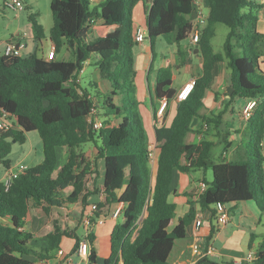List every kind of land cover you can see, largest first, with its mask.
<instances>
[{
  "label": "trees",
  "instance_id": "1",
  "mask_svg": "<svg viewBox=\"0 0 264 264\" xmlns=\"http://www.w3.org/2000/svg\"><path fill=\"white\" fill-rule=\"evenodd\" d=\"M139 1L51 0L54 22L50 39L56 52L67 45L73 59L47 60L37 52L0 56V118L5 116L13 123L0 129V164L10 168L13 143H25L30 132L39 133L43 147L41 163L21 171L9 187L0 182V264H37L36 259H53L65 236L76 240L72 252L78 249L80 236L55 224L47 235L48 246L35 250L33 234L24 226L31 209L49 215L53 209L78 202L88 205V196L97 190L89 188L88 180H96L99 172L83 148L86 143L95 145L96 159L102 158L105 164V199L96 204L95 214L105 215L111 206L120 205L119 221L108 236L109 254L104 264H171L175 243L186 236L197 207L212 213L208 242L219 225L218 204L227 206L231 214L240 203L253 201L264 214V33L258 29L260 1L205 0L207 23L196 45L202 70L187 98L178 100L171 124L155 127L159 155L154 178L136 94L134 47L138 42L133 14ZM195 1H152L146 25L153 54L158 37L172 35L178 45L189 37L193 26L189 16ZM29 18L36 38L43 39V25L33 15ZM218 23L228 27L222 52L212 44ZM92 56L100 78L110 83L106 92L91 82L96 90L93 94L79 81ZM186 60L187 53L180 48L178 64L157 69L156 98L170 102L176 97L173 70ZM222 66L229 70V90L223 106L204 115L206 98ZM252 99L256 104L246 121L247 139L241 143L242 152L238 148L233 158L216 160V144H223L224 154L234 144L227 113L234 114L240 101ZM198 118L203 123L198 130L202 137L198 142H188ZM97 121L101 122L99 129L93 126ZM59 147L66 148L68 158L56 172ZM209 169L212 180L204 181L206 188L198 200H190V210L170 231L176 212V204L169 200L174 171ZM88 239L91 244L94 236L89 234ZM252 244L253 240L250 248ZM88 262L96 263L92 247ZM196 264H264V237L252 261L217 262L203 256Z\"/></svg>",
  "mask_w": 264,
  "mask_h": 264
},
{
  "label": "crops",
  "instance_id": "2",
  "mask_svg": "<svg viewBox=\"0 0 264 264\" xmlns=\"http://www.w3.org/2000/svg\"><path fill=\"white\" fill-rule=\"evenodd\" d=\"M152 1L153 0H141L136 5L133 16H135L137 8H140L145 13V16H146L145 23L137 24L136 21L139 19V16L138 14H136L135 16L136 19H134V21L136 20L135 21L136 29L138 27H143L147 31L146 20H147V14L152 5ZM259 1L261 3V7L258 9V15H259L258 29L264 33V0H259ZM198 2L204 9V5L202 4L201 0H198ZM3 6L7 7L5 4V0L3 2ZM22 11H16V17L19 18V28L17 29V32L13 35L11 40H9L7 43H14L15 45H18V43L20 42L25 43V46L22 49H20V56H28L29 54L33 52H37L39 56L46 58L48 52L54 46V42L50 39V31H49V34H46L45 29H44L45 37L41 40H38L36 38V32H34V26H33V31L31 32L28 31V28L27 30L22 28L23 23H24L23 17H22ZM208 12H209V9H208ZM208 12L206 14H208ZM189 17L192 21H195V13H192ZM147 36H148V31H147ZM187 39H188V42L184 45V47H182L181 44L178 45L177 43H174L173 38L171 37L172 46L176 47L178 62H179V49L181 48L187 53V60L184 66H187L186 70L189 73H191L192 75L195 74L198 76L202 70V61H201V58L197 55L196 45L191 44L189 37ZM146 40H147V37L143 42H138L137 45L144 46ZM261 45L264 47V41L261 43ZM191 49H193V53L190 52ZM2 55L3 54H0V56ZM152 55L153 57H155V60L153 62V65L150 66V72L153 71L152 73H154L155 75V82H154V87H155L157 69L164 65H175V64H171L168 61L163 60L162 55L158 54V52L156 51H155V54H153V51H152ZM159 56H160V63H157L156 61ZM195 56L197 57L199 64L195 63ZM71 57H72V54L70 50L68 49L67 45H61L57 49L56 56H55L56 59L72 60L73 58ZM181 67L182 66H180V68ZM262 67L264 68V58L262 61ZM223 68L224 66H222V69H221V72H220V75H219V78L216 84L214 85L213 89L209 92V95L206 98V101H205L206 108L202 112L204 115L208 114L210 111H216L223 106V101L225 100V97H226L225 94L223 96L220 95V92L226 89L225 84L221 82ZM84 69H85V66H84ZM150 72L147 73L148 74L147 76L148 93L146 89L144 88V85H141V83L137 85V78H138V75L140 74V72L138 71H137V76H136V85L141 87L142 90H144L142 92V97H140V98H144V100H141L140 98L138 99L140 100L139 110H140V107L142 109V104H145V110L140 111L141 115L143 119L147 118L151 122L150 124L153 127L152 129H153L154 135L152 137H149V145H150V149H152L154 153V158L151 160V164L153 165L152 175L154 178L156 171H157V159L159 155V149L157 148L158 143L155 138V127L156 126L159 127L162 125L168 126L171 124L176 114V111H177L178 93L184 87V85L189 81L185 82L184 84H181L180 87L179 86L176 87L174 86V78H173L172 86L176 90V97L170 102H167L166 100H160L156 98L155 93H154V87L152 90V87L149 81V76L151 75ZM174 72H175V68L173 70V73ZM227 73H228V80H229V70L227 71ZM98 77L100 78L99 71H98ZM79 81L81 83V73L79 75ZM93 82L98 83L99 81L95 80ZM89 83H91V81ZM228 86H229V83H228ZM107 90H108V87H107ZM224 91H228V89ZM245 104H246V101H240L237 104V107L243 108ZM155 115L157 116V120L155 119ZM201 123L202 121L200 118L194 120L193 122L194 130L193 132H190L188 134L187 136L188 142H198L201 139L202 136L201 134L198 133V130L201 127L200 126ZM246 124L247 123L245 122V124L242 126L241 122H237V121L230 122L229 125H230L231 133H232L231 137L234 141V144H233V147L227 151L228 154L226 155V158L228 159L233 158V155L238 148L239 149L237 151L239 152L241 151V143L243 142V140L247 139ZM241 127H242L241 131H236V130H239V128ZM39 136L36 135V133L34 132L28 133V138L26 142H30V148L28 150H24L21 157H19V155L12 156L10 154L9 155V158L11 160L10 168H5L0 164V182H2L3 179L5 178V174L7 172L6 170L10 169L12 171H16L20 164H24L30 167L33 165H31L29 162L31 163L35 162L36 164H39L43 161V154L41 155L39 152V149L43 152L42 140ZM13 144H15V142ZM13 147L14 145H12V150H13ZM84 149H86L85 151L88 154L89 159L95 163L94 164L95 170H98L99 172L96 180H93V177H90L88 180L89 188L92 189V191L97 189L96 192L88 196L87 198L88 205L83 206L81 202H78L69 207L53 209L49 215L45 214L41 209H31L28 216L26 217L24 230L29 231L33 234L32 245L35 250H39L41 248L48 246L47 235L49 232L53 230L54 228L53 225L55 221H58L59 225L63 229L68 228L74 231L78 236H80L81 239H84L86 236V232H87L85 219L86 217L90 216L91 224L88 228V232L89 234H92L94 236V240L90 244V247H92L96 252V263L95 264H104V259L109 254V246L107 242L108 236L112 233L115 225L117 224L120 218V214L115 217L114 212L118 209L120 210V205L111 206L109 210L107 211L108 213L105 215L97 216L95 214V212L97 211V208L92 209V206L94 204L95 205L97 204V203H92L93 201H95L94 200L95 197H98L97 201H101V202L104 201L105 199L104 192H103L105 164L102 158L96 159L98 152H97L95 145L91 144L87 148H84ZM263 150H264V141H263ZM57 152L59 156V161H58V168L56 172H58L59 168H61V166L67 161V158H68V153L66 151V148L59 147L57 149ZM27 159H30V160L27 162ZM101 162L103 165H101ZM204 181H207V180L205 178V172L202 170L193 171L191 173H184L178 170L174 171L172 186H171V194H170L169 200L176 204V212H175V217L172 219L170 226H169L170 231L173 230L174 227L178 224L180 218L185 216L186 213L190 210V207H191L190 200H193V201L198 200V197L201 193L200 184L205 183ZM69 191H71V188ZM238 208L239 209L237 210L238 215L236 217V220H234L231 214L229 213L230 214L229 222L225 225H222L219 223L214 237L208 242L207 240H208V236L211 230L212 213L209 210L201 211L197 207L195 219L193 220V222H191L187 226L186 236L182 239L177 240L175 243V246L170 255V263L171 264H196L198 259L201 258L200 256L195 254L196 244L199 245L200 247L199 249L203 253H206V250L208 247L210 246L214 247L215 254H207V255L205 254V255L209 257L210 259L217 261V262L234 261L236 263H241V262L248 261L249 252L253 251L256 253L257 246H259L260 244L258 243L257 245L255 242V239L257 237H260L263 234L262 230L261 229L259 230V225L262 223V220L264 219V214H262L258 210L257 206L255 207V205L250 204V203H246L245 205H241L240 207L238 206ZM54 210H57L56 213L54 212ZM199 218L202 219V225L198 228L196 225V221ZM256 220H260L258 224L255 223ZM231 225L234 228L230 227ZM78 230H82L81 235H79ZM225 236L227 237L225 238ZM67 239L71 240L70 247L68 245L66 247L65 240ZM233 240L238 241V245L235 248L231 247V243ZM252 240H253V244H252V248H250L249 244ZM219 241L222 243V245L219 243ZM75 242L76 240L73 237H67V236L63 237L62 242H61V250L56 252V256L53 259L46 260L48 264H65V259L67 257H71L74 261V264H89L88 259L83 258L80 255H78V253L76 252L77 250L75 252H72ZM216 244H218L219 246H217ZM32 257H35V255H32ZM36 261H37V264H42L43 260L36 259Z\"/></svg>",
  "mask_w": 264,
  "mask_h": 264
},
{
  "label": "rangeland",
  "instance_id": "3",
  "mask_svg": "<svg viewBox=\"0 0 264 264\" xmlns=\"http://www.w3.org/2000/svg\"><path fill=\"white\" fill-rule=\"evenodd\" d=\"M22 1L25 5L24 10L22 11V17H23V21H24L22 28L26 29V30L28 28V31H30V32L33 31V23L29 19V16L33 15L34 18L37 20V22L43 25L46 34H49V31H50L51 27L53 26V22H54L52 11H51V0H22ZM3 2H4V0H0V54H3L2 56L5 55V48H6V45L8 44L7 42L9 40H11V38L13 37V35L17 32V29L19 28V18L16 17V11L17 10L4 7ZM201 2L204 5V12L207 13L208 12V6L205 3V0H201ZM136 14H138V16H139V19L137 21L135 20L136 23L137 24L145 23V17L146 16H145V13L140 8H137L135 16H136ZM135 16H133V19H136ZM34 32H35V30H34ZM227 32H228V27L226 25L221 24V23H218L216 25V35L212 39V44H213L214 49L216 51H220V52L223 51V44L226 40ZM171 37H172V35H164V36L156 38V40L154 42L155 51L158 52V54L162 55L163 60L168 61L171 64H178L179 62H178V58H177L176 47L172 46ZM187 42H188V39L182 40L181 46L184 47V45ZM23 53H24V51H23ZM134 55H135V68L138 72H140V74L138 75V78H137V85H139L140 83H141V85H144V88L146 89V91L148 93V87H147V76H148V74L147 73L150 72V66H151V62L153 60V55H152V50H151V42L148 38H147L144 46L136 45L134 47ZM71 58H73V56ZM94 61H95V56H92L91 59L89 60V62L86 63L85 69L81 72V86L84 88H88V90L93 94L96 93V90H95L94 86L90 85V83H89L90 81L91 82H93L95 80L99 81L98 86L101 89V91H103V92L107 91V87H108V89L110 87L109 81L100 79L98 77V69H97L96 65L94 64ZM156 62L160 63V56L157 58ZM195 63L199 64L196 56H195ZM178 67H180V66H178ZM178 67L177 66L175 67V72H174V86H176V87H178V86L180 87L181 84H184L185 82L190 81L192 78L194 79L195 76H197L195 74L192 75L191 73H189L186 70L187 66L183 65L180 69ZM222 71H223V74L221 76V82H223L225 84V88L229 90V86H228L229 80H228V73H227L228 70H227L226 66H224ZM152 72L153 71L150 72L151 75L149 76V81H150V85H151L152 90H153L154 82H155V75ZM226 89H224V90H226ZM224 90H222L220 92L221 96H223L224 94L225 95L227 94L228 91H224ZM143 91L144 90H142L141 87H139V86L136 87V94H137L138 99L140 97H142ZM140 99L144 100V98H140ZM236 107H237V105H236ZM237 109L238 110H236V112L234 114L227 113L226 116L228 117L230 122H235V121L241 122V124L243 126L246 122V120L243 119V114H242L243 108L237 107ZM239 109H241V110H239ZM144 110H145V104H142V109L140 107V111H144ZM102 111H104V109ZM143 121H144V126H145V129L147 132V136L149 139V137H152L154 135L153 129H152L153 127L151 126V124H150L151 122L147 118H144ZM202 124L203 123H201V125ZM241 130H242V127L236 131H241ZM33 132L39 136V133L37 131H33ZM91 144L92 143H86L83 145V148H87ZM13 145H14V147H13V150L11 153L12 156L19 155V157H21V155L23 154V151L28 150L30 148V142H25L23 144L15 143ZM84 150H86V149H84ZM39 152L41 155L43 154V152L40 149H39ZM227 154H228V152H226L225 154L223 153V144L222 143L216 144V146L213 149V156L216 160H220L222 156H226ZM29 160L30 159H27V162ZM29 163L31 165L36 164L35 162H33V163L29 162ZM101 165H103L102 162H101ZM150 170H151V174H152V171H153V165L152 164L150 165ZM204 172H205L206 180L208 182H210L213 178L211 169L206 170ZM67 192H69V190ZM97 199H98V197H95V199H94L95 201H93L92 203H100L101 202V201H97ZM246 203L253 204L256 207V204L253 201H247V202L240 203L239 207L241 205H245ZM238 209L239 208L235 209L234 212L231 211V216L234 220H236V217L238 215V212H237ZM56 211L57 210H54L55 213H56ZM145 215H146V213L144 215H142L140 221L143 218H145ZM259 221L260 220H256L255 223L258 224ZM55 224L59 225L58 221L54 222L53 227L55 226ZM51 226H52V224H51ZM230 227L234 228L232 225ZM260 229L262 230L263 234L260 237H257L255 239V242L257 245H258V243H260L262 241V239L264 237V219L262 220V223L259 225V230ZM78 232H79V235L82 234L81 233L82 230H78ZM226 237L227 236H225V238ZM236 237H238V236H236ZM70 242H71L70 239L65 240L66 247H67V245L69 247L71 246ZM219 243L222 245V243L220 241H219ZM216 245L219 246L218 244H216ZM237 245H238V241L233 240L231 243V247L235 248V247H237ZM257 248H258V246H257Z\"/></svg>",
  "mask_w": 264,
  "mask_h": 264
},
{
  "label": "built area",
  "instance_id": "4",
  "mask_svg": "<svg viewBox=\"0 0 264 264\" xmlns=\"http://www.w3.org/2000/svg\"><path fill=\"white\" fill-rule=\"evenodd\" d=\"M5 4L7 7L17 10V11H22L25 8V5L23 3L22 0H5ZM195 7L193 10V13H195V21H193V26L191 29V32L189 34V39L191 41V44L193 45H197V43L200 41V37H201V33H202V29L204 28V26L207 23V14L204 12L203 7L199 4L198 0L195 1ZM136 41L137 42H143L146 37H147V31L143 28V27H138L136 30ZM25 46V43L20 42L18 43V45H15L14 43H8L6 45L5 48V55L6 56H10V55H20V49H22ZM191 53H193V49L190 50ZM56 56V49H55V45L51 48V50L48 52L46 59L50 60V59H54ZM195 83V79H191L189 82H187L184 87L180 90V92L178 93V100H183L186 99L188 94L190 93V91L193 88V85ZM256 104V101L254 99L249 100L246 102V104L243 106L242 109V114H243V119L244 120H248L251 116V111L254 108ZM88 122L91 125L92 124V119L91 117L88 118ZM13 125L12 121L7 118V117H2L0 118V129L2 128H8L11 127ZM95 129H99L101 127V122L97 121L94 122L93 124ZM150 156H151V160L154 158V153L153 150H150ZM28 166L24 165V164H20L18 166V169L16 171H12V170H6V174H5V178L3 179L2 183L5 185V187H9L12 183V181L20 174L21 171L27 169ZM201 187V192L206 188V183H201L200 184ZM92 209H96V205L94 204L92 206ZM120 214V210H116L114 212V216H118ZM230 220V214L228 211L227 206L222 205V204H218L217 205V221L218 223L225 225L229 222ZM102 221V220H100ZM85 224H86V236L84 239H81L78 249H77V253L78 255H80L83 258H87L90 254V242L88 239L89 236V232H88V228L91 224V219L90 216L86 217L85 219ZM196 225L199 228L202 225V219L199 218L196 221ZM199 245L196 244L195 246V254L202 257V256H206L207 254H215V248L210 246L207 248L206 253H203L202 251H200L199 249ZM206 254V255H205ZM256 253L253 251H250L248 254V261H252L255 258ZM42 264H48V262L46 260L42 261ZM65 264H74V261L71 257H67L65 259Z\"/></svg>",
  "mask_w": 264,
  "mask_h": 264
},
{
  "label": "water",
  "instance_id": "5",
  "mask_svg": "<svg viewBox=\"0 0 264 264\" xmlns=\"http://www.w3.org/2000/svg\"><path fill=\"white\" fill-rule=\"evenodd\" d=\"M198 51V49H196V52ZM148 214V213H147Z\"/></svg>",
  "mask_w": 264,
  "mask_h": 264
}]
</instances>
